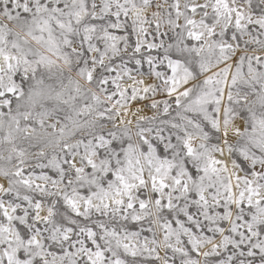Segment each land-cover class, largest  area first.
<instances>
[{"label":"snow or ice","instance_id":"1","mask_svg":"<svg viewBox=\"0 0 264 264\" xmlns=\"http://www.w3.org/2000/svg\"><path fill=\"white\" fill-rule=\"evenodd\" d=\"M0 264H264V0H0Z\"/></svg>","mask_w":264,"mask_h":264}]
</instances>
